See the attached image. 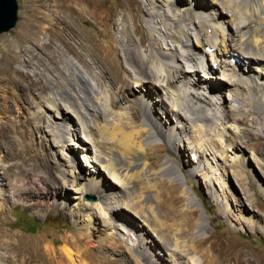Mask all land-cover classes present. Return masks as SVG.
I'll use <instances>...</instances> for the list:
<instances>
[{
	"label": "bare ground",
	"instance_id": "bare-ground-1",
	"mask_svg": "<svg viewBox=\"0 0 264 264\" xmlns=\"http://www.w3.org/2000/svg\"><path fill=\"white\" fill-rule=\"evenodd\" d=\"M116 1L118 10L106 6L105 0H48L46 5L53 8L39 18L40 24H36L39 28L34 32L35 37L44 32L43 22L55 24L60 20L72 22L84 18L92 21L97 31H78L82 38L78 47L83 56L63 54L66 63L61 68L73 87L64 83L63 76L45 72L52 90L62 93L69 106L52 92L44 99L42 109L34 114L41 117L52 112L58 119L50 123L49 132L60 137L63 148L75 144L72 140L77 138L82 141L78 147L93 152V157H88L89 171L81 186L96 201L86 203L85 221L78 223L70 238L67 235V242L82 245L98 218L105 227L104 239L114 244L120 238L148 264H264V258L243 259L242 254L236 255L235 263H229L224 256L226 250L223 255L215 241L211 246L214 255L209 254V248L205 249L204 257L193 255L195 242L187 243L182 237L187 234L186 225L193 227L196 236L203 235L208 226L205 214L191 220L184 213L186 221L176 222L161 217L158 212L155 220L149 211L127 203L128 192L136 186L134 172L150 163L152 143L156 139L164 140L163 146L172 151H176L177 144L187 146L194 155L189 165H194L208 179L211 195L226 203L227 181L220 175L217 157H222L225 163L233 161L243 166L249 158L239 143L229 139L234 133H244L241 124L229 119L230 113L248 111L242 104L247 102L252 110L264 115V0ZM71 22V28L76 29ZM40 45L44 49L49 47L48 42ZM68 45L73 48L72 43ZM238 52L243 56L240 59ZM12 57L19 59L16 54ZM18 66L25 69L23 63ZM0 80L23 83L21 75L13 74L8 65L0 69ZM37 83L32 81L28 87L33 88ZM126 94L133 95L128 98V106L119 99V96L127 97ZM136 109L142 114L140 120ZM206 134L208 142L203 137ZM184 137L189 140L186 142ZM103 144L113 148L119 161L117 166ZM213 146L217 153L210 150ZM75 167L73 164L70 168L74 178ZM5 173L9 170L5 169ZM160 173L180 179L171 154L162 162ZM63 175L68 179L66 172ZM243 187L246 188L244 184ZM260 189L264 194L263 184ZM186 193L188 205L196 207L198 202L191 190ZM245 194L249 206L239 200L235 215L226 207L227 217L239 229L246 223L260 226L254 218L264 217V210L256 204L254 196L246 190ZM6 200L0 183V217L5 216ZM149 236L155 238L154 244L155 240L160 243L156 242L158 253ZM10 243V239L0 236V247ZM90 244L93 242L89 241L87 246ZM11 249L7 247L5 254L0 252V264L39 263L34 254H26L24 250L23 254H15ZM44 251L48 264H52L51 253ZM64 251L75 264L73 250ZM216 255L221 258L216 259Z\"/></svg>",
	"mask_w": 264,
	"mask_h": 264
},
{
	"label": "rangeland",
	"instance_id": "rangeland-1",
	"mask_svg": "<svg viewBox=\"0 0 264 264\" xmlns=\"http://www.w3.org/2000/svg\"><path fill=\"white\" fill-rule=\"evenodd\" d=\"M17 1L19 19L16 26L0 33V69L8 65L13 74L21 75L23 81L19 84L0 80V183L7 199L5 216L0 217V236L12 241L10 246H1L0 252L5 254L7 247L13 248L11 250L15 254H23L24 250L26 254H34L33 256L38 258L37 264H48L45 249L51 253L49 257L53 260L52 264L60 262L73 264L64 254V250L67 249H72L75 253V264H148L144 257L120 238H117L118 243L114 244L104 239L105 227L102 219L95 220L89 234L82 240V245L70 240L67 242V235L70 238L71 233L79 227L78 223L85 221L83 209L86 203L96 201V197L84 192L81 186V183L86 181L84 178L89 171L86 163L93 157V152H86L82 147H78L82 145V141L77 138L72 140L75 144L63 148L60 137L49 132L52 128L49 126L50 123L58 119L52 115V112L41 117H36L34 114L42 109L44 99L52 92L58 100L69 106V100L62 99V93L55 88L54 91L52 90L51 83L44 76L45 72L63 76L64 83L67 82L68 86L73 87L61 68V65L66 63L63 54L83 56L78 47V42L82 40L79 32L84 30L87 33L91 31L97 33V31L89 19H76L72 22L60 20L55 24L41 23L44 32H40L38 37H35L34 32L39 28H36V24H40L39 18L44 15L43 13L50 12L53 7L46 5L49 3L48 0ZM105 5L110 8L112 6L114 10L119 8L116 0H105ZM70 22L73 25L75 23L76 29L71 28ZM39 41L48 42L49 47L44 49ZM69 43L73 44V48L69 47ZM238 53L239 59L243 57L240 52ZM14 54L18 55L19 59H14L12 57ZM31 56H35V59L39 58L40 61L31 59ZM19 63H23L24 70L19 68ZM242 65H245V61ZM32 81L38 83L35 87L29 88L28 85ZM116 89L120 91V87ZM126 96L123 98L119 96L124 106L129 105L128 98L133 95L126 94ZM242 104L243 108H249L248 111L244 109L240 112L232 111L229 119L241 124L244 133H234L233 138L229 139L239 143V148L245 151V155L249 157L247 165L243 166L233 161L225 163L222 157H217L220 163V175L227 181L226 203L211 195L208 179L201 171L197 172L194 165H189L188 161L194 155L186 148L187 146L177 144L176 151L168 150L163 146L162 139L153 141L149 156L150 163L139 167L135 172L132 171L135 173L133 181L136 186L127 195L128 204L133 208L149 211L154 215L155 220L159 217L156 215L158 212L161 213V217L176 222L186 221L184 213H187L191 220L205 214L208 221L205 233L196 236L192 233L193 227L185 224L187 234L182 238L187 243L195 242L192 254L200 257L202 255L204 257L206 248H209V254L214 255L212 242L215 241L223 255L226 250L224 256L229 263H235L236 255L239 254H242L243 259L255 256L264 258V217L254 218L260 226L246 223L244 228L239 229L227 217L226 211L227 207L232 215L237 214L236 205L239 200L245 201L249 206L245 190L254 196L256 204L264 210V194L260 189V185H264V115L256 109L252 110L247 102ZM136 111L139 120L142 119L140 110L136 109ZM74 118L76 120V117ZM20 125L23 127L21 128ZM18 126L21 129H18ZM79 134L84 135L81 130ZM203 137L206 142L209 141L207 134ZM184 139L186 142L189 140L186 137ZM103 146L107 147L106 152L117 166L119 161L114 156L113 148L110 144ZM211 148V151L217 153L214 146ZM228 153L232 154L231 151ZM170 154L176 162L180 179L160 173L162 162ZM71 164L76 166L75 178L70 172ZM5 169L9 170V173H5ZM63 172H66L68 179L64 178ZM239 179L242 180V184ZM188 189L198 202L194 208L188 205L186 193ZM174 197L176 200L173 201ZM262 214L264 216V211ZM149 238L153 239V247L158 253L156 242L160 243L155 240L154 244L153 236ZM89 241L93 244L87 246ZM231 253H234L233 256H227ZM61 254L65 255L63 259ZM217 258L221 257L216 255ZM16 262L19 264L18 261Z\"/></svg>",
	"mask_w": 264,
	"mask_h": 264
},
{
	"label": "water",
	"instance_id": "water-1",
	"mask_svg": "<svg viewBox=\"0 0 264 264\" xmlns=\"http://www.w3.org/2000/svg\"><path fill=\"white\" fill-rule=\"evenodd\" d=\"M17 0H0V33L14 28L18 22Z\"/></svg>",
	"mask_w": 264,
	"mask_h": 264
}]
</instances>
